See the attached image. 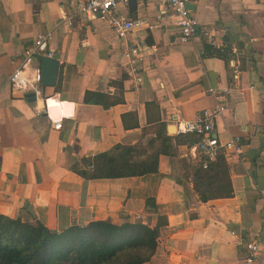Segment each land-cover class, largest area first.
<instances>
[{
	"label": "crops",
	"instance_id": "0c3cea01",
	"mask_svg": "<svg viewBox=\"0 0 264 264\" xmlns=\"http://www.w3.org/2000/svg\"><path fill=\"white\" fill-rule=\"evenodd\" d=\"M79 1L0 0V213L35 216L58 231L138 216L155 226L162 215L168 225L144 264H264V0L194 3L201 30L232 37L228 57L206 50L200 34L183 39L169 9L159 20V0L117 6L116 16L145 20L124 37L104 19L76 14ZM45 31L60 67L55 84L31 96L9 79ZM220 103L217 135L241 138L243 153L226 159L233 195L203 202L191 174L200 156L178 126ZM49 116L62 120L60 130ZM160 124L183 142L175 155L160 156L157 172L86 179L71 170L118 144L145 145ZM252 242L260 249L249 263Z\"/></svg>",
	"mask_w": 264,
	"mask_h": 264
},
{
	"label": "trees",
	"instance_id": "16d2710c",
	"mask_svg": "<svg viewBox=\"0 0 264 264\" xmlns=\"http://www.w3.org/2000/svg\"><path fill=\"white\" fill-rule=\"evenodd\" d=\"M225 50L218 56L232 53V37L224 36ZM206 50H213L210 45ZM207 55H213L211 53ZM160 124L156 138L145 145L118 144L93 157H84L71 170L86 179L120 178L155 173L161 155H175L176 144L183 142L166 132ZM188 141L197 140L194 134ZM195 191L200 200L233 195L231 175L222 152L206 168L202 162L191 170ZM156 211L155 203L148 201ZM166 216L159 215L157 224L142 220L115 223L110 219L94 220L85 225L73 224L61 231L53 230L35 216L11 217L0 213V264H144L154 255L161 227L167 226Z\"/></svg>",
	"mask_w": 264,
	"mask_h": 264
},
{
	"label": "built area",
	"instance_id": "2783aa9c",
	"mask_svg": "<svg viewBox=\"0 0 264 264\" xmlns=\"http://www.w3.org/2000/svg\"><path fill=\"white\" fill-rule=\"evenodd\" d=\"M162 8L158 19L164 18L165 12L169 9L172 14L171 17L176 18L177 25L183 39H193L197 35H202L207 39V43L212 49L223 52L225 50V42L221 40L217 33L213 30L199 27V23L193 14L190 4L196 3L198 0H159ZM129 0H83L79 1L74 11L76 14L85 16L93 20L101 18L106 20L114 29L119 37H124L133 27L145 23V20H132L125 17H118L115 15V9L119 4H127ZM69 19V17H67ZM72 22H70L71 24ZM158 22L149 24V28L153 29ZM53 33L51 31L39 32L36 36L34 46L25 51L20 65L14 70L10 76L11 86L19 91H31L36 95L42 93L43 88V71L39 64L41 57L55 58V51L50 48V40ZM235 51V48H232ZM207 54L206 51L203 55ZM131 73L135 80L139 78V70L136 65H132ZM209 92L215 93L210 88ZM226 105L224 103L218 104L214 108H209L198 114L192 121H180L179 132L181 134H194L197 137L195 141V148L200 156V162L206 168L208 164L217 159L220 152L223 153L226 159L233 156H240L243 153L244 143L241 138L235 137L228 141L219 139L216 132L217 119L223 116ZM51 124L54 129L60 130L63 126L62 120L53 119L51 116ZM138 219L141 216L137 217ZM247 249L250 254L246 258L247 262H253L259 253L258 243H247Z\"/></svg>",
	"mask_w": 264,
	"mask_h": 264
},
{
	"label": "water",
	"instance_id": "95a60500",
	"mask_svg": "<svg viewBox=\"0 0 264 264\" xmlns=\"http://www.w3.org/2000/svg\"><path fill=\"white\" fill-rule=\"evenodd\" d=\"M135 2L136 0H130ZM189 7L193 10L194 4H190ZM42 71H43V83L47 85H54L57 79L60 63L56 58L41 57ZM31 96H35V93H30ZM173 131V128L171 129ZM31 210V207L29 206Z\"/></svg>",
	"mask_w": 264,
	"mask_h": 264
}]
</instances>
